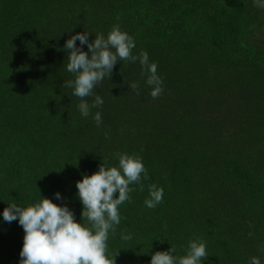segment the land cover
Listing matches in <instances>:
<instances>
[{
	"label": "trees",
	"instance_id": "obj_1",
	"mask_svg": "<svg viewBox=\"0 0 264 264\" xmlns=\"http://www.w3.org/2000/svg\"><path fill=\"white\" fill-rule=\"evenodd\" d=\"M113 25L133 37V55L148 53L164 91L153 98L139 61H118L85 98L84 117L63 86L75 78L64 44L78 32L106 38ZM96 95L103 104L91 107ZM118 153L140 156L148 179L141 175L143 191L129 185L109 230L115 264H150L171 247L184 256L193 240L205 243L202 264H264V8L254 0H0V264H20L25 235L18 219L4 221L6 207L42 195L90 228L76 182L102 163L118 167ZM151 184L164 190L154 209L145 205Z\"/></svg>",
	"mask_w": 264,
	"mask_h": 264
},
{
	"label": "clouds",
	"instance_id": "obj_2",
	"mask_svg": "<svg viewBox=\"0 0 264 264\" xmlns=\"http://www.w3.org/2000/svg\"><path fill=\"white\" fill-rule=\"evenodd\" d=\"M254 6L264 8V0H254ZM89 34L86 31L78 32L64 44V50L68 53L67 71L75 78L64 81L63 86L74 89L73 95L80 98L78 108L82 116L90 114V106L85 98L93 95L94 88L106 77L111 78L118 61H139L142 75L147 76L145 83L152 89L150 95L157 98L163 93V81L157 75V65L149 62L146 51L133 55L135 41L119 25H113L106 38L99 34L89 42ZM77 40L80 47L76 45ZM85 44L87 52L82 47ZM128 84L132 91L140 94L138 82ZM102 104L103 99L96 95L91 107ZM93 119L97 126L102 123L99 112ZM117 156L118 167H106L102 163L97 172L84 175L82 180L76 182L77 195L83 205L81 217L91 222L90 228L77 222L74 212L66 205H57L42 195V199L35 204L20 207L12 203L3 210L4 221L11 223L18 219L25 233L20 264H115V257L110 259L106 254L109 230L115 232V226L120 224L118 207L130 200L129 193L134 190L129 185L137 184L143 191L141 175L148 179L140 156L127 153H118ZM163 191L155 184L149 185V198L145 200V205L154 209L162 202ZM117 192L118 196L115 195ZM55 196L56 199L62 198L59 192ZM121 238L127 241L132 236L122 233ZM173 252V247L168 251L154 252L150 264H202L208 258L202 241H190L184 256L174 257ZM251 264H261V261L258 257H252Z\"/></svg>",
	"mask_w": 264,
	"mask_h": 264
}]
</instances>
